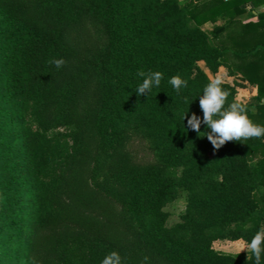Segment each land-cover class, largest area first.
I'll list each match as a JSON object with an SVG mask.
<instances>
[{"label":"trees","instance_id":"1","mask_svg":"<svg viewBox=\"0 0 264 264\" xmlns=\"http://www.w3.org/2000/svg\"><path fill=\"white\" fill-rule=\"evenodd\" d=\"M263 3L0 0V264H101L111 251L123 264H254L213 242L264 226V137L214 150L187 117H203V61L264 125ZM139 70L164 74L148 95L135 92Z\"/></svg>","mask_w":264,"mask_h":264},{"label":"clouds","instance_id":"2","mask_svg":"<svg viewBox=\"0 0 264 264\" xmlns=\"http://www.w3.org/2000/svg\"><path fill=\"white\" fill-rule=\"evenodd\" d=\"M57 69L67 63L63 58L50 60ZM160 71L139 70L137 76L142 78L135 92L138 96L148 95L154 87H159L163 79ZM168 83L179 93L186 88L188 81L179 74L173 75ZM223 79L220 76L211 78L204 86L202 95L199 96V106L203 117L193 113L187 117L183 115V122L187 117V128L195 131L199 137H207L214 150H219L229 141H241L250 138L264 137V125L254 123L248 116L245 104L233 100L228 102L229 93L222 87ZM210 131L201 132V125ZM247 253V259L254 258V264H262L264 256V226H261L252 239L246 241L243 251ZM144 261H148L145 256ZM101 264H123L122 257L117 251H111L101 260Z\"/></svg>","mask_w":264,"mask_h":264},{"label":"rangeland","instance_id":"3","mask_svg":"<svg viewBox=\"0 0 264 264\" xmlns=\"http://www.w3.org/2000/svg\"><path fill=\"white\" fill-rule=\"evenodd\" d=\"M203 27L205 30L209 31L213 27V24L207 23L204 24ZM199 65L207 72L210 78H215L216 76H220L223 80L229 79L226 69L223 67H220L216 73H211L206 68L203 61H200ZM253 92L254 90L252 86L238 88L236 98L242 102H248ZM131 149L141 160H147L151 158V153L150 150L148 149L147 144L140 139L134 140ZM185 204H186V196L184 194H181L164 207V210L167 211L168 213V218H167L168 225H172L179 220L181 213L185 209ZM244 244L245 243L243 240L218 239L213 242V247L216 250L227 253H239L243 251Z\"/></svg>","mask_w":264,"mask_h":264},{"label":"crops","instance_id":"4","mask_svg":"<svg viewBox=\"0 0 264 264\" xmlns=\"http://www.w3.org/2000/svg\"><path fill=\"white\" fill-rule=\"evenodd\" d=\"M254 5H253V3L252 2H249L248 3V7H253ZM259 10H262V9H264V3L263 4H260V6H259V8H258ZM207 23H211V22H207ZM207 23H205V24H207ZM211 24H213V23H211ZM204 25V24H203ZM203 25H202V28L204 29V27H203ZM253 90H254V92H253V94H255V88L253 87ZM252 94V95H253Z\"/></svg>","mask_w":264,"mask_h":264}]
</instances>
